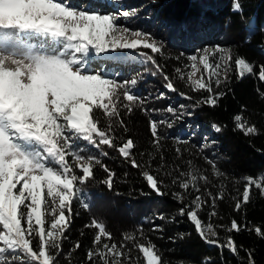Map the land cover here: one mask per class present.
Here are the masks:
<instances>
[{
    "label": "snow or ice",
    "instance_id": "1",
    "mask_svg": "<svg viewBox=\"0 0 264 264\" xmlns=\"http://www.w3.org/2000/svg\"><path fill=\"white\" fill-rule=\"evenodd\" d=\"M233 6L242 10L239 0H234ZM137 11L91 12L73 6L69 0H0V264H59L61 257L70 264L68 258L81 247L79 241L67 253L62 247L72 224L73 202L89 209L83 186L94 178L97 167L107 174L102 183L109 190L113 187L116 173L100 159L108 156L105 149L116 150L133 168L142 167L133 156L132 139L117 143L113 120L126 131L122 110L128 114L134 106H140L145 113L159 110L143 107L145 99L134 92L140 82L139 74L121 81L92 68L93 61L102 56H111L118 50H136L143 61L154 65L163 75L167 90L178 92L173 79L163 73L155 59V54L163 53L162 43L151 33L117 23L120 18L136 16ZM141 49L150 50L152 55ZM188 60L184 70L175 69L176 78L185 81L193 92L207 93L195 101L194 107L219 105L227 95L221 86L230 83L228 73L233 63L238 81L252 75L264 83V64L257 71V66L245 57L234 58L230 49L218 45L199 49L198 55H191ZM197 73H201L198 78ZM256 91L264 100V91ZM179 95L192 100L184 92ZM164 96L160 93L156 99ZM165 111L175 120L183 118V112L178 113L172 106ZM97 113L103 115L106 126L101 125ZM233 121L234 131L246 137L259 134L242 113L236 114ZM149 125L153 146L159 153L163 139L160 127L170 128L172 121L150 120ZM213 127L217 132L222 130L220 126ZM201 147H208L207 141ZM175 152L177 158L183 155L180 147ZM149 155L143 166L146 169L155 159ZM160 159L163 161L164 157L161 155ZM204 159L213 178H226L214 159ZM187 163L192 165L191 160ZM163 167L161 164L160 168ZM175 170L178 176L171 171L164 174L172 177L171 184L182 190L172 193L183 205L179 215L188 217L205 243L238 255L240 249L231 233L248 230L264 238V228L250 229L247 223L233 219L230 226H218L229 233L222 242L216 227L211 222L205 224L199 211L209 205V217L218 215L216 203L225 199L223 183L219 185L221 190L213 194L209 186L215 185L205 172L191 167L187 172L179 167ZM141 175L156 195L168 194L158 175L149 170ZM253 188L264 196V177L245 178L241 197L233 198L234 211L239 212L250 202ZM190 196L193 198L185 203ZM85 228L96 230L92 247L86 253L91 264H140V257L143 264H165L157 246L145 235L143 225L123 233L119 243L106 225L95 218ZM151 230L163 229L155 225ZM134 250L140 254L135 258ZM247 255L248 264H254L251 251Z\"/></svg>",
    "mask_w": 264,
    "mask_h": 264
},
{
    "label": "trees",
    "instance_id": "2",
    "mask_svg": "<svg viewBox=\"0 0 264 264\" xmlns=\"http://www.w3.org/2000/svg\"><path fill=\"white\" fill-rule=\"evenodd\" d=\"M103 1L107 2L112 11L122 8L138 10L142 2L148 12L138 15V10L136 16L118 21L135 29H144L161 38L165 36L166 39L161 42L163 53L155 54V59L163 73L173 79L178 92L168 91L163 75L157 72L154 65L143 61L136 50H118L114 56L102 62V70L121 81L135 76L138 72L141 75L146 73L147 77L140 78L134 92L145 99L143 107L159 111L145 113L140 106H134L130 114L122 110L121 118L126 131L114 118L113 128L119 137L117 143L132 139L135 144L133 156L142 167L133 168L116 150L105 149L108 156H101L100 159L116 173L113 187L109 190L102 183L107 174L97 167L94 170V178L83 186L89 209H84L78 201L73 202L72 224L65 234L67 238L62 247L65 253L72 249L77 241L81 247L68 258L70 264H91L86 258V253L92 247L96 230L85 228V225L93 218L106 225L117 243L121 241L123 233L134 231L143 225L145 235L157 246L165 264H208L209 259L211 264H248L249 251L252 253L254 264H264V238L257 237L254 231L231 233L240 249L238 255L205 243L188 217L179 215V209L183 205L173 198L172 193L182 190L171 184L172 177L164 174L171 171L173 176H178L179 172L175 170L177 167L185 172L189 171L190 167L203 171L209 175L212 185H215L209 186L213 194L221 190L219 185L223 183L225 199L216 203L215 211L218 215L209 217L212 210L209 205L199 211V216L205 224L211 222L216 227L222 242L229 233L218 226H230L233 219L242 224L247 223L250 229L256 226L264 228V196L255 188L251 193L250 202L239 212L234 211L236 199L241 197L244 190L245 178L264 177V100L259 98L256 91L258 88L264 91V83L252 75L238 81L233 63L228 73L230 83L221 86L227 95L219 105L194 107L195 101L207 93L193 92L186 86L185 81L176 78L175 73L176 68L182 69L188 64L190 54L197 52L202 46L218 43L215 36L220 37V44L230 49L234 58L245 57L257 66L258 71V66L264 64V0H239L242 4L241 11L234 9V0ZM155 29L160 30L164 36L157 34ZM140 51L152 55L150 50ZM161 88L165 96L163 99H156ZM179 92L191 96L192 100L185 99ZM180 105L187 107L180 109ZM168 106L177 109L178 113L183 112V118L175 120L165 111ZM240 113L249 124L257 127L258 135L246 137L233 130V117ZM97 118L101 120L102 126H106L102 114L97 113ZM160 119L172 121V127H160L163 139L160 152L157 153L153 146L149 121ZM213 125L220 126L222 130L217 132ZM206 141L208 147L202 148L201 145ZM213 141L215 143H212ZM176 147L183 151L179 158L175 152ZM92 151L98 154L97 150ZM149 154L155 159L152 160L151 167L146 169L143 166L150 159ZM161 155L164 157L163 161L160 159ZM204 157L214 159L217 167L226 174V178L222 177L219 181L213 178L211 167ZM189 160L192 161L191 166L187 163ZM161 164L164 165L162 169ZM144 170L153 172L164 181L167 195L158 196L152 192L141 175ZM200 183L203 192V182ZM234 197L236 199H233ZM192 198L188 197L185 203ZM160 216L164 219H159ZM155 225H160L163 230L153 232L151 229ZM139 255L135 250L132 252L134 258ZM59 264H68V261L61 257ZM140 264H143L142 257Z\"/></svg>",
    "mask_w": 264,
    "mask_h": 264
},
{
    "label": "rangeland",
    "instance_id": "3",
    "mask_svg": "<svg viewBox=\"0 0 264 264\" xmlns=\"http://www.w3.org/2000/svg\"><path fill=\"white\" fill-rule=\"evenodd\" d=\"M69 2L73 5V6H75V7H77V8H83L84 10H87V11H91V12H100V13H117V12H119V11H122V10H124V8H122V9H118V10H111V9H109V7H108V4H107V2H105V1H103V0H69ZM145 7L144 6H142V2H141V4H139V7H138V10H139V14L138 15H142L143 14V12H148L146 9H144ZM121 19H124V18H120L119 20H121ZM117 23L119 24V25H121V26H124V27H128V28H131V29H133V30H136L135 28H132L131 26H129L128 24H121L120 23V21H117ZM139 30H142V31H144V32H146L144 29H140L139 28ZM161 30H162V28H161ZM165 31V30H164ZM155 32L157 33V34H160V35H162V37L164 36L162 33H161V31L159 30V31H157V29H155ZM156 40H157V42H164V40L166 39L165 38V36L163 37V38H161V37H159V36H156L155 34H153L152 35ZM158 37V38H157ZM216 37V40L215 41H217L218 43H215V44H213V45H211V46H202V48L201 49H203V48H206V47H208V48H212V47H215V46H220V47H224V48H226L224 45H222V44H220L221 42L219 41L220 40V37L219 36H215ZM228 49V48H227ZM117 53V52H116ZM194 54H197L198 55V51L197 52H195V53H193V54H190L189 56H191V55H194ZM115 54L113 53L111 56H114ZM108 55H105V57H107ZM111 56H108L109 58L111 57ZM188 63H190V62H188ZM139 64H140V62H139ZM101 65V62L98 60V61H93V65H92V68L94 69V70H96V68H98L99 69V66ZM140 65H142V64H140ZM182 70H184V67L182 68ZM203 71V70H202ZM141 73V72H140ZM138 74H139V72H138ZM201 73H197V78L199 77V75H200ZM137 75V74H136ZM147 74L146 73H144L143 75H141V74H139V76H140V78H144V77H147L146 76ZM166 88V87H165ZM167 89V88H166ZM159 93H164L163 92V88H161V89H159ZM165 94V93H164ZM150 95H151V92H150Z\"/></svg>",
    "mask_w": 264,
    "mask_h": 264
},
{
    "label": "clouds",
    "instance_id": "4",
    "mask_svg": "<svg viewBox=\"0 0 264 264\" xmlns=\"http://www.w3.org/2000/svg\"><path fill=\"white\" fill-rule=\"evenodd\" d=\"M102 62H104V59H103ZM101 66H102V65L99 66V69L97 68V71H101V70H102L103 67H101Z\"/></svg>",
    "mask_w": 264,
    "mask_h": 264
}]
</instances>
